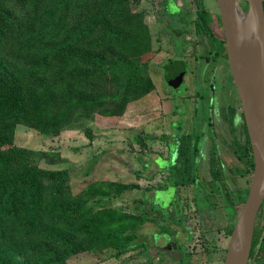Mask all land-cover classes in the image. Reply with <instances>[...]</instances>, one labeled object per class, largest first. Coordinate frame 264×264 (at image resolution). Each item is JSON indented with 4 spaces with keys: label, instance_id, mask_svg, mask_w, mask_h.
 Returning a JSON list of instances; mask_svg holds the SVG:
<instances>
[{
    "label": "rangeland",
    "instance_id": "1",
    "mask_svg": "<svg viewBox=\"0 0 264 264\" xmlns=\"http://www.w3.org/2000/svg\"><path fill=\"white\" fill-rule=\"evenodd\" d=\"M170 1L175 4L174 13L167 7V1L131 0L129 3L132 12L143 14L149 30L147 49L141 53L131 49L128 54L143 70L145 76L141 81L149 85L144 95L129 101L119 112L117 99L108 101L105 107L90 114L82 111L58 127L55 134L24 124L15 127L14 143L30 150L39 167L53 170L54 183L57 173H63V181L58 180L60 199L55 203L74 207L76 210L72 216L78 212L77 207L84 210L76 217L68 216L66 223L69 224L59 231L76 249L59 264L223 262L229 239L224 227L227 223L228 227L234 225L236 211L243 206L249 184L247 177L239 173L219 171V159L225 166L240 163L233 156V153L236 155L235 146L230 144L234 129L229 123L230 110H233L229 106L236 107L237 115L241 107L227 60L206 64L197 58L196 54L205 52L211 40L194 32L195 0ZM240 1L242 5L246 4V0ZM205 3L215 16L218 11L216 0H205ZM159 10L161 15L157 13ZM174 29H181L180 34H174ZM198 42L203 45L202 51ZM177 56L184 58L189 65L182 81L189 89L187 93L197 90V94L207 96L201 102L195 97L201 107L196 119L198 124L194 126L190 123L192 102L183 97L182 102L175 104L184 109L183 114L176 115L180 121L177 134L181 150L173 162L179 159L180 166L178 168L176 161L170 169L163 167L159 171L155 163L149 165L150 158L165 155L159 137L171 132L168 122L174 112L172 100L165 96L161 66ZM172 77L170 82L181 83L180 79L177 82ZM95 82L100 85L101 92L117 95V77ZM109 109L113 112L106 113ZM203 124L207 125L212 145L208 143L205 157L200 156L197 160L195 165L199 168L195 174L192 168L188 169L195 163L193 149L188 146L191 152L183 151L187 148L188 135L193 129L198 132L196 126L200 129ZM150 172L153 173L152 180L147 178ZM176 184L171 200L167 193H157L154 198L156 189ZM138 217H145V220L139 227H133V220ZM122 227L136 232V241L145 242L146 247L116 258L113 256L114 239L107 238V235ZM260 261L250 259L248 264H263Z\"/></svg>",
    "mask_w": 264,
    "mask_h": 264
},
{
    "label": "trees",
    "instance_id": "2",
    "mask_svg": "<svg viewBox=\"0 0 264 264\" xmlns=\"http://www.w3.org/2000/svg\"><path fill=\"white\" fill-rule=\"evenodd\" d=\"M130 1L0 0V264H59L76 250L59 233L76 210L55 203L63 173H57L54 183L55 172L39 167L30 150L14 143L15 127L24 124L55 134L82 111L90 114L117 99L119 112L145 94L149 85L141 81L143 70L128 54L147 49L149 30L143 14L129 9ZM162 2L171 13L175 10L170 0ZM195 3L196 29L206 32L208 13L202 0ZM113 77L119 79L117 95L101 92L95 81ZM246 166L249 181L253 159L248 136ZM77 209L72 217L84 213ZM144 220L135 218L133 227ZM137 236L128 227L108 233L114 239L113 256L146 247ZM250 258L264 264V201Z\"/></svg>",
    "mask_w": 264,
    "mask_h": 264
},
{
    "label": "water",
    "instance_id": "3",
    "mask_svg": "<svg viewBox=\"0 0 264 264\" xmlns=\"http://www.w3.org/2000/svg\"><path fill=\"white\" fill-rule=\"evenodd\" d=\"M227 60L251 146L253 169L247 197L229 235L222 264H247L257 213L264 201L263 0H216Z\"/></svg>",
    "mask_w": 264,
    "mask_h": 264
},
{
    "label": "flooded vegetation",
    "instance_id": "4",
    "mask_svg": "<svg viewBox=\"0 0 264 264\" xmlns=\"http://www.w3.org/2000/svg\"><path fill=\"white\" fill-rule=\"evenodd\" d=\"M241 2V1H240ZM203 6L206 9L207 13H208V23H209V27L207 28L206 32H198L197 31V5L195 8V22H194V32L197 35L203 36L207 39L211 40V44L208 46V49L205 52H198L197 58L198 60H203L204 62H206V64H208V62L213 61V62H217V60L219 59H226L227 60V51H226V43H225V36H224V30H223V26H222V22H221V18H220V14H219V9L218 11H216V15L214 16V14L209 10L208 6L205 3V0H202ZM217 3V2H216ZM196 4V3H195ZM242 4V3H241ZM175 7V5H174ZM218 7V6H217ZM243 7L245 8V6L243 5ZM176 8V7H175ZM175 10L172 12L174 13ZM168 23H166L167 26ZM170 27V26H169ZM168 27V29H170ZM162 31L164 32V29H162ZM181 29H174L173 32L174 34L178 35L180 34ZM171 32V31H169ZM219 32H221V35L219 34ZM173 34V33H172ZM199 44L201 42H198ZM201 47V51H202V47L203 45L200 44L199 48ZM213 50V51H212ZM212 51V52H211ZM228 62V60H227ZM211 63V62H210ZM229 66V65H228ZM162 80L163 82H165V89H166V94L165 96L168 98H170V100H172V108H173V115H172V119L169 120L168 125H169V129L171 132L167 133V135H161L159 137V140L161 142L162 145H164L165 147V155H161L158 154L154 159L150 158V166H151V162L155 163V165L157 166L159 171H162V168H167L170 166H172L174 163H176L177 159L173 162L174 156L175 155H179V152L181 150V146L179 147V136L177 134V128L179 125V119L178 116L176 115H181L184 113V109L178 105H175L178 103V101L183 100V97L186 98V100L188 102H192V114L190 116V123L194 126L195 123L198 124V119L197 115L198 112L200 110V105L201 103H198L195 101V97H197L199 99V101H203L204 99L206 100V96L207 94H197V90L194 91L192 94L191 93H187V91L189 90L188 87H186V85L183 84V76L187 73L189 65L187 63V61L184 58H180V56H177L175 59H173L172 61H170L169 63H164L162 66ZM178 76V78L175 76ZM172 76H174V78L177 80L180 79L181 83H175L173 81L170 82V80L173 78ZM183 89H180V88ZM209 95V94H208ZM210 96V95H209ZM208 96V97H209ZM182 102V101H181ZM195 102H196V106H195ZM211 102V101H210ZM211 104V103H209ZM208 104L209 110H210V105ZM240 104V101H239ZM230 108H233V110H230L231 116H229V123H231V126L233 127L234 131L233 133V137L231 138V146H235V153H233V156L236 158L235 160H238L240 163H234V164H228L227 166H225L224 164H222L221 160L220 161V167H219V171L224 173L225 171H230V172H235V173H239V175L241 176H245L246 178V182L247 184L250 183V179H251V173L249 176V181H248V175L246 173V154H247V130L245 132L244 129V118H243V114H242V110L240 112L239 115H237L236 113V107L234 105L229 106ZM241 107V106H240ZM211 111V110H210ZM229 112V109H228ZM209 117V116H208ZM236 124L238 125V129H236ZM191 125V127H192ZM196 126V125H195ZM198 128V132H194V127H192L193 131L191 132L190 135H188L189 137H187L186 139V145L187 148H184L183 152H187L190 153V148L191 150L193 149V151L191 152L193 157H194V164L189 168H192L196 174V169L198 170L199 167H197V165H195L199 159V157H205L204 156V152L206 151V148L208 146V143L212 142V139L209 138L208 134V129H207V125L203 124L202 127L196 126ZM246 128V125H245ZM237 132H236V131ZM152 140H150V150H153V146H152ZM212 145V143H211ZM188 146H190V148H188ZM238 147V148H237ZM205 150V151H204ZM253 159V158H252ZM159 162L161 163V165L159 164ZM170 162V164H169ZM232 162V161H231ZM164 163V165L162 164ZM178 163V168L180 166L179 164V159L177 161ZM175 166V164H174ZM177 166V165H176ZM176 168V167H175ZM253 169V168H252ZM225 176V174H223ZM147 178L149 180L153 179V173L150 172L149 175L147 176ZM194 181L198 182L199 178L197 180V178H194ZM184 183V182H183ZM176 185H166L163 188H159L156 189L154 192V198L156 199L157 197V193H167L169 200L172 199V197L175 194V190H176ZM249 187V184L248 186ZM247 193H248V188L246 189V197H247ZM245 200L242 202V205L244 204ZM241 204V203H239ZM238 206V205H237ZM236 206V208H237ZM241 210V209H240ZM239 210L236 211V214L238 216L239 214ZM236 216V219H237ZM231 218V216H229L228 218V222L229 219ZM235 219V221H236ZM230 227H233L232 225H230L228 227V223L225 225V231L229 230ZM231 233V232H230ZM230 235V234H229ZM226 249V248H225ZM251 258L249 257V260ZM248 264V263H247Z\"/></svg>",
    "mask_w": 264,
    "mask_h": 264
},
{
    "label": "built area",
    "instance_id": "5",
    "mask_svg": "<svg viewBox=\"0 0 264 264\" xmlns=\"http://www.w3.org/2000/svg\"><path fill=\"white\" fill-rule=\"evenodd\" d=\"M263 9H264V0H263Z\"/></svg>",
    "mask_w": 264,
    "mask_h": 264
}]
</instances>
